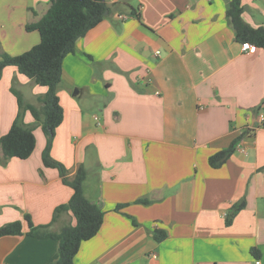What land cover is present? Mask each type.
<instances>
[{
  "label": "crops",
  "instance_id": "obj_1",
  "mask_svg": "<svg viewBox=\"0 0 264 264\" xmlns=\"http://www.w3.org/2000/svg\"><path fill=\"white\" fill-rule=\"evenodd\" d=\"M104 1L106 17L63 59V120L50 152L70 178L80 166L87 171L85 197L104 212L74 264H264V49L241 51L226 16L230 0ZM241 3L244 22L264 27V0ZM49 6L0 0V55L37 45L39 34L25 28ZM11 87L34 106L46 92L5 67L0 137L17 114ZM24 122L33 126L29 113ZM33 133L25 160L2 162L0 148V227L23 226L22 235L0 237V264L57 260L59 242L28 236L25 216L52 233L75 224L70 212L53 220L73 191L43 166L47 139L40 127ZM239 138L212 168L209 157ZM155 231L165 240L155 241Z\"/></svg>",
  "mask_w": 264,
  "mask_h": 264
},
{
  "label": "trees",
  "instance_id": "obj_2",
  "mask_svg": "<svg viewBox=\"0 0 264 264\" xmlns=\"http://www.w3.org/2000/svg\"><path fill=\"white\" fill-rule=\"evenodd\" d=\"M109 10L104 0H50L47 12L36 23L25 28L29 32L36 31L39 34V43L16 56L5 53L0 55V74L5 67L13 66L20 75L46 88V92L38 97L39 106H34L27 103L22 94L11 87V93L17 102V114L8 132L0 137L3 157L1 161L29 158L35 148L34 129L40 127L47 139L42 153L43 166L56 169L62 183L73 191L69 201L58 206L53 216L55 220L59 214L70 212L75 220L73 226L66 225L58 233H52L48 225L34 226L30 217L25 216L28 236L38 239L51 238L59 242L58 258L54 264H74L81 244L92 239L103 223L104 212L84 194L87 171L80 166L70 178L67 169L54 160L50 152L56 129L63 120V108L58 97L63 59L67 54L74 53L76 41L97 26L106 17L104 13ZM244 10L241 0H230L227 4L226 16L234 30L235 41L264 49V27L254 28L245 23L242 17ZM130 13L139 18L135 9L131 8ZM26 113L32 116L33 126L25 124ZM239 140L240 138L234 140L227 148L210 156L209 165L212 168L220 167L233 154ZM136 202L145 205L149 203L144 199ZM242 206L243 204H240L236 208ZM123 208L124 205H117L115 211L120 212ZM231 218L232 214L227 217V224L231 222ZM132 223L136 225L134 219ZM22 233L23 226L19 221L0 227V237ZM165 238L164 232L155 231V241L162 242ZM252 253L257 256L255 251Z\"/></svg>",
  "mask_w": 264,
  "mask_h": 264
},
{
  "label": "built area",
  "instance_id": "obj_3",
  "mask_svg": "<svg viewBox=\"0 0 264 264\" xmlns=\"http://www.w3.org/2000/svg\"><path fill=\"white\" fill-rule=\"evenodd\" d=\"M240 48H241L242 52L251 53V54L255 53V51L257 49L254 45H252L250 43H242L240 45ZM259 119H260V122H263V120H264L263 117H260Z\"/></svg>",
  "mask_w": 264,
  "mask_h": 264
},
{
  "label": "water",
  "instance_id": "obj_4",
  "mask_svg": "<svg viewBox=\"0 0 264 264\" xmlns=\"http://www.w3.org/2000/svg\"><path fill=\"white\" fill-rule=\"evenodd\" d=\"M108 14V11H106L105 13H104V15H107ZM74 92H76V91H74Z\"/></svg>",
  "mask_w": 264,
  "mask_h": 264
},
{
  "label": "rangeland",
  "instance_id": "obj_5",
  "mask_svg": "<svg viewBox=\"0 0 264 264\" xmlns=\"http://www.w3.org/2000/svg\"><path fill=\"white\" fill-rule=\"evenodd\" d=\"M16 56V55H15Z\"/></svg>",
  "mask_w": 264,
  "mask_h": 264
}]
</instances>
